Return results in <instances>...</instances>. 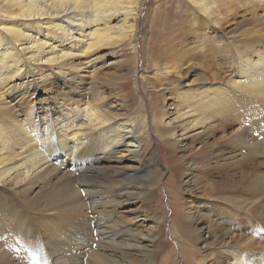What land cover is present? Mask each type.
Returning a JSON list of instances; mask_svg holds the SVG:
<instances>
[{"label":"bare ground","instance_id":"1","mask_svg":"<svg viewBox=\"0 0 264 264\" xmlns=\"http://www.w3.org/2000/svg\"><path fill=\"white\" fill-rule=\"evenodd\" d=\"M141 2L0 0V264H264V0L178 4L206 36L156 64L169 108L147 79V102L131 103L126 84L106 95L110 55L120 80L147 78ZM240 11L255 24L231 21ZM185 68L203 72L187 83ZM161 155L198 191L168 228L177 246L156 204Z\"/></svg>","mask_w":264,"mask_h":264},{"label":"rangeland","instance_id":"2","mask_svg":"<svg viewBox=\"0 0 264 264\" xmlns=\"http://www.w3.org/2000/svg\"><path fill=\"white\" fill-rule=\"evenodd\" d=\"M184 2L185 0H165V1L164 0H142L139 6V10H138V18H137L138 22H137V31L135 35V45L137 46V50H139V54H138L139 57L137 60L138 66L140 68V71H142L144 68L143 73H145L144 75L147 78L145 79L138 78V81H137V80H134L128 77L127 79L120 80L117 75L119 66L121 65V62H119V56L110 55L106 57L104 61L113 63L108 70V76L111 77V81L108 82L109 86L106 88V95L109 98L113 96L111 93L115 91V87L117 88L118 86L126 84L123 91H127V94L129 95L128 97L131 100V103H133L134 105H138V103L141 102L142 100L144 102H147L148 97H147L146 92L143 89H140L143 86V82L147 79L150 82H152L148 92L149 94H152V93L154 94L155 96L154 100L156 101L157 106H160L167 102L166 105L169 108L170 103L172 102V99H171L172 97L169 96L170 94L168 92H164V93L161 92L159 90L158 84L154 82V81H157V79H159L157 78L155 80V76H159L158 74L156 75V69H157L156 64L159 65L164 62L162 55L165 54L164 53L165 51L174 52L175 50H179L181 43L184 42L183 44L189 43L191 45L192 43H195L198 38H202V36L203 37L206 36L204 32L198 33L199 31H201L199 28L196 27V29H194L193 26H190V24H188L189 23L188 18H190L188 15H185L186 17L185 21L183 20L185 19V17L182 15L180 16V13H185V12L184 10H179L178 4H182ZM243 13L244 12H241V11L239 12V15L238 13L237 14L235 13L233 16H231V21H234V20L243 21L244 22L243 27H248L247 25L249 26L254 25L256 21L253 18V15L250 13H247V14L245 13L243 14ZM259 13L261 14V16L264 15L263 10H259ZM235 15H236V18H234ZM245 18H247L248 20H246ZM208 35L210 34H207V36ZM210 37L211 36H209V38ZM204 61L205 60H203L202 62L204 63ZM211 63H212L211 65L213 66L214 71H217L218 69L219 70L223 69L225 67L223 62H220V61H218V63L217 61H213ZM199 71L200 72L195 74V73L188 72L187 68H185L182 70V73L179 77L180 79L187 81V83H191V82L193 83V81L197 80V78L200 76L199 73L203 72L202 69ZM137 87H139V89H137ZM46 94L47 93L44 92V94H42L41 96L44 97ZM38 103L43 104L41 100ZM153 137L154 138L152 139V142L154 146L157 147L160 152L165 153V151L163 150V145L161 141L157 137H155V134H153ZM218 140L220 141L219 137H215L213 138V140L211 139L210 142L214 141L215 143H220L218 142ZM189 148L190 147H187L185 156L190 154ZM178 155L180 156V154ZM180 158L182 160L184 159L182 156ZM169 159L167 158V156L165 157V155H161L159 157V161L161 162V168L164 171V175L162 177H159L158 175H156L154 178L155 182H158L160 178V182L156 190L157 191L156 204H158V207H160L162 211L161 216H162L163 223L161 227L163 231L167 233L170 244H172V246H177V243H180V241L175 238H172L171 234L173 233V231L168 230V228L169 226L173 224V217H174L176 210L178 211L179 210L178 208L182 207L179 201L182 199L183 201H185L187 198H189L190 194L198 193V191L195 189H193V192L188 191V193L183 191L184 186H186L184 183L186 178L180 175V173L176 172V169L174 167V164H177L178 159L174 160L172 156ZM110 163L107 160H103L99 163L95 162L91 166H97V165L101 166L102 165L103 167L105 166V168H107L110 165ZM121 164L125 166L135 165L139 167V163L137 161H134V160L131 161L129 159L125 160ZM57 165L59 166L60 163ZM170 167L172 168V171ZM135 169H137V171L140 173L144 172L142 170H139V168H135ZM74 170L75 169H73V171ZM195 172H197V170ZM141 205H142L141 203H136L133 205L126 204L125 209L126 211L132 208H135L138 210L139 208L142 207ZM202 207L204 210L205 209L207 210L208 208L211 209V206L210 207L202 206ZM180 211L182 212L181 209ZM129 213L131 212H126L125 215L127 216L131 215ZM149 225H151V223H149ZM93 248L94 249L97 248L96 243L93 244ZM197 256L198 255L195 254V260H198L199 258L202 257V255H199L198 257ZM177 261L178 263L179 262L182 263V260L180 259Z\"/></svg>","mask_w":264,"mask_h":264}]
</instances>
